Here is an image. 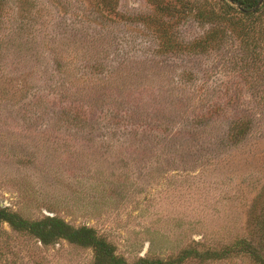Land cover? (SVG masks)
Segmentation results:
<instances>
[{"label":"rangeland","instance_id":"374dc122","mask_svg":"<svg viewBox=\"0 0 264 264\" xmlns=\"http://www.w3.org/2000/svg\"><path fill=\"white\" fill-rule=\"evenodd\" d=\"M3 1L0 207L91 227L129 263L192 248L232 253L183 264H256L235 243L264 240V17L246 55L232 36L196 46L211 27L196 11L221 0H119L128 23L103 0ZM3 228L0 264L92 260Z\"/></svg>","mask_w":264,"mask_h":264},{"label":"trees","instance_id":"16d2710c","mask_svg":"<svg viewBox=\"0 0 264 264\" xmlns=\"http://www.w3.org/2000/svg\"><path fill=\"white\" fill-rule=\"evenodd\" d=\"M260 0H221L220 7L216 8L212 6L207 12L203 14L199 11L195 14L196 17H200V21L211 24L209 32L204 37L205 39L196 42V46L207 45L208 41H213L217 37L232 36L240 44L243 52L246 55H252L256 50V24L259 22V18L264 17V0L262 4L256 8ZM119 0H103L102 6L110 14L121 16L125 23L130 22L129 18L122 16L118 11ZM169 9L167 12L160 9L161 16L159 21H155V25L161 29V48L164 52H171L177 47L178 43L174 37L172 31L167 32V24L169 23L166 17L172 16V6H167ZM4 1L0 0V26L2 24V12L4 11ZM180 12V10H178ZM173 14V13H172ZM168 18V17H167ZM263 32V30H262ZM203 44V45H202ZM73 109L74 116L76 118H82L86 115L85 111H76ZM65 112L68 109H64ZM244 122L235 123L229 131V139L231 142H239L247 134L248 129ZM262 214V213H261ZM260 218L264 217V213ZM260 231L263 227V223H260ZM3 225H7L13 232L31 237L41 247L55 246L59 242H66L69 245L78 247L80 249L90 250L92 253V260L90 264H183L186 260L193 259L203 261L221 260L230 255L231 249H224L221 251H205L199 253L195 249L185 248L179 252L175 258L167 260L140 257L136 261L129 263L123 257L116 254L115 247L109 243L105 238L97 235L95 230L88 226L74 227L63 219L55 215L42 216L36 220H28L9 210L7 207H0V240L5 234ZM264 233V232H263ZM263 238L259 237L256 245L247 241L246 239L236 240L235 245L243 253L247 254L256 264H264V254L260 251L264 249ZM232 248V247H231ZM3 255L0 246V256Z\"/></svg>","mask_w":264,"mask_h":264},{"label":"water","instance_id":"95a60500","mask_svg":"<svg viewBox=\"0 0 264 264\" xmlns=\"http://www.w3.org/2000/svg\"><path fill=\"white\" fill-rule=\"evenodd\" d=\"M263 0H260L259 3L257 4L256 8H258L262 4Z\"/></svg>","mask_w":264,"mask_h":264}]
</instances>
